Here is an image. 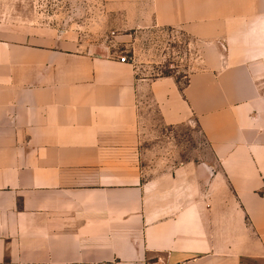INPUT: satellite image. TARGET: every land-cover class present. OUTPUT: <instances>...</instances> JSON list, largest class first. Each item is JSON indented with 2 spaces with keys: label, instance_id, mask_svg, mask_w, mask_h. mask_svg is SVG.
I'll list each match as a JSON object with an SVG mask.
<instances>
[{
  "label": "crops",
  "instance_id": "1",
  "mask_svg": "<svg viewBox=\"0 0 264 264\" xmlns=\"http://www.w3.org/2000/svg\"><path fill=\"white\" fill-rule=\"evenodd\" d=\"M103 7L126 32L181 29L199 68L183 85L138 76L0 19V264H264V0ZM147 108L197 126L212 161L140 165Z\"/></svg>",
  "mask_w": 264,
  "mask_h": 264
},
{
  "label": "rangeland",
  "instance_id": "2",
  "mask_svg": "<svg viewBox=\"0 0 264 264\" xmlns=\"http://www.w3.org/2000/svg\"><path fill=\"white\" fill-rule=\"evenodd\" d=\"M118 18L105 11L103 0H0V19L7 21L9 29L59 35L68 32L81 43L95 45L103 54L126 57L137 66L138 76L170 74L183 85L187 75L199 68V48L181 29L126 32L114 27ZM141 113L137 140L140 165L152 164L166 170L175 165L212 161L210 146L197 126L169 128L161 125L153 108Z\"/></svg>",
  "mask_w": 264,
  "mask_h": 264
},
{
  "label": "built area",
  "instance_id": "3",
  "mask_svg": "<svg viewBox=\"0 0 264 264\" xmlns=\"http://www.w3.org/2000/svg\"><path fill=\"white\" fill-rule=\"evenodd\" d=\"M119 60H120L121 62H128V59H127L126 57H124V56H121V57L119 58ZM263 196H264V192H263Z\"/></svg>",
  "mask_w": 264,
  "mask_h": 264
},
{
  "label": "trees",
  "instance_id": "4",
  "mask_svg": "<svg viewBox=\"0 0 264 264\" xmlns=\"http://www.w3.org/2000/svg\"><path fill=\"white\" fill-rule=\"evenodd\" d=\"M164 75H170V74H164Z\"/></svg>",
  "mask_w": 264,
  "mask_h": 264
}]
</instances>
